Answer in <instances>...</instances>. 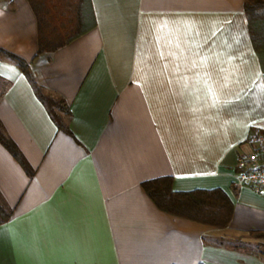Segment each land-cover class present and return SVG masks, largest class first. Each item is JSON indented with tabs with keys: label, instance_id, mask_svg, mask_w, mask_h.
I'll return each instance as SVG.
<instances>
[{
	"label": "crops",
	"instance_id": "1",
	"mask_svg": "<svg viewBox=\"0 0 264 264\" xmlns=\"http://www.w3.org/2000/svg\"><path fill=\"white\" fill-rule=\"evenodd\" d=\"M245 0H91L90 29L38 55L28 0H0V49L24 59L70 115L60 129L0 53V264H264V195L236 171L264 130V65ZM222 188L228 227L161 210L143 183Z\"/></svg>",
	"mask_w": 264,
	"mask_h": 264
},
{
	"label": "trees",
	"instance_id": "2",
	"mask_svg": "<svg viewBox=\"0 0 264 264\" xmlns=\"http://www.w3.org/2000/svg\"><path fill=\"white\" fill-rule=\"evenodd\" d=\"M36 14L38 26V55L54 52L86 33L94 23L91 0H28ZM244 10L252 42L264 65V0H245ZM0 53L14 61L34 85L39 98L46 104L51 117L60 129L69 131L67 122L58 114L56 107L63 103L46 95L35 81L29 64L4 49ZM66 114L70 112L64 106ZM62 108V107H61ZM58 109H60L58 107ZM0 142L32 172L15 142L6 134L0 121ZM172 176L148 180L143 187L155 204L163 211L218 228L229 226L234 214V202L222 188L177 191ZM13 210L0 192V225L10 220ZM264 237V232H254Z\"/></svg>",
	"mask_w": 264,
	"mask_h": 264
},
{
	"label": "built area",
	"instance_id": "3",
	"mask_svg": "<svg viewBox=\"0 0 264 264\" xmlns=\"http://www.w3.org/2000/svg\"><path fill=\"white\" fill-rule=\"evenodd\" d=\"M247 144L250 149L240 154L237 175L243 186L264 195V130H252Z\"/></svg>",
	"mask_w": 264,
	"mask_h": 264
},
{
	"label": "rangeland",
	"instance_id": "4",
	"mask_svg": "<svg viewBox=\"0 0 264 264\" xmlns=\"http://www.w3.org/2000/svg\"><path fill=\"white\" fill-rule=\"evenodd\" d=\"M3 86H4V83H2V82L0 81V88L3 87ZM57 101H58V100H57ZM57 106L60 108V109H58V107H56V111L58 112V114L61 115V117H62L63 119H65V117H68L67 114H66L65 107H64L65 104H63V103H58ZM61 107H62V108H61Z\"/></svg>",
	"mask_w": 264,
	"mask_h": 264
}]
</instances>
